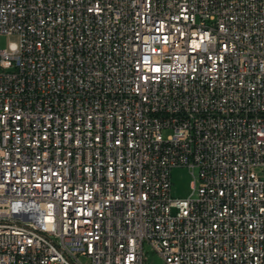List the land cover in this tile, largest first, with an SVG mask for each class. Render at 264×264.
Masks as SVG:
<instances>
[{
    "label": "built area",
    "instance_id": "2783aa9c",
    "mask_svg": "<svg viewBox=\"0 0 264 264\" xmlns=\"http://www.w3.org/2000/svg\"><path fill=\"white\" fill-rule=\"evenodd\" d=\"M0 34V264H264V0H0Z\"/></svg>",
    "mask_w": 264,
    "mask_h": 264
},
{
    "label": "rangeland",
    "instance_id": "374dc122",
    "mask_svg": "<svg viewBox=\"0 0 264 264\" xmlns=\"http://www.w3.org/2000/svg\"><path fill=\"white\" fill-rule=\"evenodd\" d=\"M13 38L0 34V49L6 48L9 41ZM1 70V68H0ZM167 131L164 132V135ZM254 172L257 175H262L263 171L260 168H255ZM193 174L191 169L186 166H176L171 170L172 181V196L175 198L189 197L193 192ZM145 258L148 264H164L162 258L150 247L149 244H145Z\"/></svg>",
    "mask_w": 264,
    "mask_h": 264
}]
</instances>
